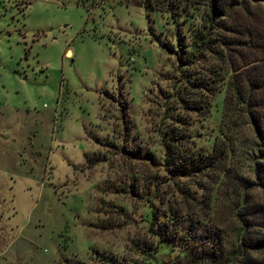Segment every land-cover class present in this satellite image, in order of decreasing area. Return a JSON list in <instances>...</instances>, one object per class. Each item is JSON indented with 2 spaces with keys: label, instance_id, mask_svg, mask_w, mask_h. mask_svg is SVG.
I'll return each mask as SVG.
<instances>
[{
  "label": "rangeland",
  "instance_id": "obj_1",
  "mask_svg": "<svg viewBox=\"0 0 264 264\" xmlns=\"http://www.w3.org/2000/svg\"><path fill=\"white\" fill-rule=\"evenodd\" d=\"M206 1L0 0V264H240L241 216L264 231V135L239 111L222 127L228 77L185 107L187 73L211 66L179 58ZM173 127L191 152L235 140L208 206V173L164 163ZM173 205L201 221L190 244L154 230ZM212 234L216 258H198Z\"/></svg>",
  "mask_w": 264,
  "mask_h": 264
},
{
  "label": "trees",
  "instance_id": "obj_2",
  "mask_svg": "<svg viewBox=\"0 0 264 264\" xmlns=\"http://www.w3.org/2000/svg\"><path fill=\"white\" fill-rule=\"evenodd\" d=\"M21 1L27 4L29 0ZM144 3L149 8L164 6L162 0H144ZM206 3L208 12L202 26L192 36L190 51L179 58L181 62L197 57L208 59L211 66L205 73H187L192 89L199 91L201 97L183 100L185 107L201 113L205 106L203 97L218 88L217 82L228 77L222 127L234 123L233 117L239 111L248 119L254 133L261 137L264 135V0H207ZM165 48L171 51L170 46ZM168 134L164 163L172 173L180 176L208 173L213 185L202 184L204 190L210 191L203 194L202 200V205L208 206L214 185L228 172L230 155L237 148L235 140L221 130V137L214 141L210 151L191 152L184 145V136L175 127L170 128ZM196 201L201 203V200ZM248 207L252 211L260 209L244 200L242 209ZM182 210L179 205L153 210L152 218L158 221L154 230L166 239L178 237L190 244L191 231L197 235L202 224ZM241 217L245 223L236 233L237 245L230 255L238 257L240 264H264V257L256 255L264 251V231L251 229L248 218ZM207 231L212 232L211 229ZM212 235V246L204 248L198 258H216L218 236Z\"/></svg>",
  "mask_w": 264,
  "mask_h": 264
}]
</instances>
